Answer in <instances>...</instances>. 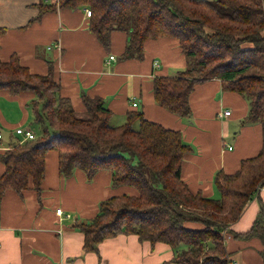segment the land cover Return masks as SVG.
I'll return each instance as SVG.
<instances>
[{"label":"trees","instance_id":"16d2710c","mask_svg":"<svg viewBox=\"0 0 264 264\" xmlns=\"http://www.w3.org/2000/svg\"><path fill=\"white\" fill-rule=\"evenodd\" d=\"M57 8L89 9L88 28L106 49L114 32L127 33L124 59L143 60L148 40H175L189 65L175 76L154 78L156 103L190 118L196 85L219 79L224 90L250 102L243 123L262 126V147L256 156L242 160L236 172H217L214 187L219 197H206L193 192L182 178V165L193 148L181 131L138 111L130 112L123 125L113 126L114 114L104 100L87 95L83 103L88 118L82 119L71 100L60 96L52 63L47 75H39L18 55L8 61L0 57V90L12 96L33 93L34 123L40 125L35 139L22 143L15 132L17 140L0 151L5 165L0 215L8 192L22 196L32 190L42 202L46 156L57 151L62 176L80 170L92 181L109 171L114 188L133 192L103 201L94 218L76 224L85 236V251L97 252L102 242L124 234L152 247L166 244L175 264H231L227 230L264 188V0H59L41 7L40 15ZM6 31L0 27V50ZM235 237L258 238L264 255V205L250 231Z\"/></svg>","mask_w":264,"mask_h":264},{"label":"crops","instance_id":"0c3cea01","mask_svg":"<svg viewBox=\"0 0 264 264\" xmlns=\"http://www.w3.org/2000/svg\"><path fill=\"white\" fill-rule=\"evenodd\" d=\"M56 4L58 0H0V27L7 29L1 38V59L8 61L18 55L24 66L39 75H47L52 63L61 85L60 96L69 98L76 113L83 117L88 118L83 103L87 95L102 98L119 122L125 123L130 112L138 111L150 121L181 131L184 141L193 148L182 165L183 180L193 192L218 198L214 187L217 172L232 174L242 160L261 150L262 126L243 123L250 102L224 90L222 82L213 79L198 83L191 94V123L173 115L156 103L153 80L175 76L188 68V58L175 40H148L143 60L124 59L127 33L114 32L106 49L89 30L85 9L57 8L40 15L41 7ZM58 43L60 50L54 47ZM111 56L115 60L111 61ZM34 98L31 92L12 96L0 90V151L9 149L17 140L16 129L26 128L33 119L29 102ZM226 111L231 115L220 117ZM4 172L0 160V177ZM124 193L133 192L126 187L114 188L109 171L100 172L92 181L80 170L70 177L62 176L58 152H49L42 202L32 190L22 196L8 192L2 199L0 264H175L169 246L158 243L152 247L134 235L107 239L97 252L84 250L85 236L76 224L94 218L99 204ZM262 205L264 188L247 205L241 219L227 230L226 248L230 254L241 255V264H264L260 240L235 237L250 231ZM59 209L64 215L80 210L83 219L60 217Z\"/></svg>","mask_w":264,"mask_h":264},{"label":"rangeland","instance_id":"374dc122","mask_svg":"<svg viewBox=\"0 0 264 264\" xmlns=\"http://www.w3.org/2000/svg\"><path fill=\"white\" fill-rule=\"evenodd\" d=\"M46 51V50H45ZM46 53L51 57L52 56V52H49V51H46ZM169 56H170V53L168 54ZM50 57H48V58H50ZM118 58H120V56H117ZM187 59V58H186ZM189 61V60H188ZM160 63H162L161 61H160ZM35 99V98H34ZM33 99V100H34ZM29 106H30V108L31 109H33L32 107H33V103H32V100L29 102ZM140 109L141 108H139L138 110L140 111ZM78 115V117H80V118H82V119H85V118H87V117H83V115L81 114V113H79V114H77ZM187 120H188V122H192L193 121V116H191L190 118H187ZM111 125H113V126H120V125H123L124 124V122H119V120L118 119H112L111 120V123H110ZM28 127H31L32 129H33V131L35 132V134L37 135V133L40 131V125L38 126L37 124H35L34 123V114H33V119L28 123V125H27V127L26 128H28ZM30 128V129H31ZM100 204H99V206H98V211H100ZM261 206V205H260ZM260 209H261V207H260ZM97 213H99V212H97ZM74 218H76V217H78V219H83V215H82V213H81V211L80 210H75L72 214H71ZM254 238H256V237H251V239H247V240H252V239H254ZM258 239V238H257ZM259 240V239H258ZM261 242V241H260ZM251 248H253V245L251 246ZM238 254V252H236V253H234V254H231V257H230V259H231V264H241V255H237ZM261 255V258H262V260H263V262H264V255L262 254V253H260Z\"/></svg>","mask_w":264,"mask_h":264},{"label":"built area","instance_id":"2783aa9c","mask_svg":"<svg viewBox=\"0 0 264 264\" xmlns=\"http://www.w3.org/2000/svg\"><path fill=\"white\" fill-rule=\"evenodd\" d=\"M58 3H59V0H58ZM86 12H87V14H86L87 17L90 18L91 14H92L91 11L88 9V10H86ZM54 47L57 48L58 50H60L61 49V44L58 43ZM52 49H53V47H49V50H52ZM110 60L111 61L115 60V57L111 56ZM156 67L160 68V64L156 63ZM136 106H137V104H134V107H136ZM230 115H231V112L230 111H226L224 113H221L220 117H229ZM16 134L19 135L22 138V143L26 142V141H29V140H33L36 137V134L30 128H17L16 129ZM2 138H3V136L0 134V143L2 141ZM57 215L60 216V217H66L68 219L72 218V216L69 215V214L68 215H64L61 209L57 210ZM0 247H1V245H0Z\"/></svg>","mask_w":264,"mask_h":264}]
</instances>
